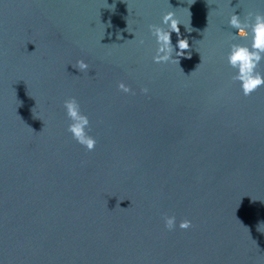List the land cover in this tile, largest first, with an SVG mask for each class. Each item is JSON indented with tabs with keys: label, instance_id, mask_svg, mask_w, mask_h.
<instances>
[{
	"label": "water",
	"instance_id": "95a60500",
	"mask_svg": "<svg viewBox=\"0 0 264 264\" xmlns=\"http://www.w3.org/2000/svg\"><path fill=\"white\" fill-rule=\"evenodd\" d=\"M167 12L189 49L158 64ZM249 12L264 0H0V264H264V87L243 96L226 60Z\"/></svg>",
	"mask_w": 264,
	"mask_h": 264
},
{
	"label": "clouds",
	"instance_id": "9594fccd",
	"mask_svg": "<svg viewBox=\"0 0 264 264\" xmlns=\"http://www.w3.org/2000/svg\"><path fill=\"white\" fill-rule=\"evenodd\" d=\"M161 23L165 27L149 25V31L155 38L157 45L156 54L153 56L154 63L171 62L175 57L183 56L189 49L187 39L180 38V22L175 19L173 12L165 13L161 18ZM229 27L236 30L234 39H249L250 45L231 44L226 60L234 75L231 80L239 85V88L245 97H249L259 88L264 87V73L259 71L261 63L264 62V14L258 12H249L245 20H241L239 15L233 14L229 19ZM176 33L178 37L175 47L172 45L171 35ZM144 41L141 40L140 44ZM179 49V51H176ZM190 58V56L188 57ZM79 71H87L88 65L80 60L77 62ZM118 90L124 94L135 93L132 89L121 82ZM145 95L148 89L141 90ZM63 108L70 123L67 132L72 139L87 152H93L96 149L97 141L90 135L91 125L87 115L81 110V105L75 97L66 99L63 102ZM164 226L168 231H174L177 227L175 216H164ZM190 220H182L179 223V229L188 231L192 228Z\"/></svg>",
	"mask_w": 264,
	"mask_h": 264
}]
</instances>
